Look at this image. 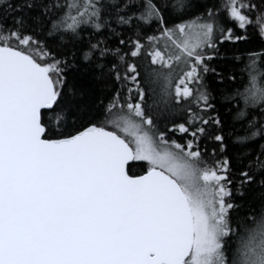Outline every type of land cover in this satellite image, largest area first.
Wrapping results in <instances>:
<instances>
[{"label": "snow or ice", "instance_id": "1", "mask_svg": "<svg viewBox=\"0 0 264 264\" xmlns=\"http://www.w3.org/2000/svg\"><path fill=\"white\" fill-rule=\"evenodd\" d=\"M234 28L264 0H0V264H264V51L208 79Z\"/></svg>", "mask_w": 264, "mask_h": 264}, {"label": "trees", "instance_id": "2", "mask_svg": "<svg viewBox=\"0 0 264 264\" xmlns=\"http://www.w3.org/2000/svg\"><path fill=\"white\" fill-rule=\"evenodd\" d=\"M127 27V26H125ZM234 31L238 35H247L248 39L246 41H238L235 43L225 42L220 47V51L225 54L224 59L214 58L212 61V66L216 68V71L223 74V82H220V78L215 74H210L208 79L216 91L213 95L220 100V92H226L228 89H234L240 86L242 82L247 80V72L244 70L245 65L248 64V53L249 52H261L264 51V40L257 34V30L254 28H249L247 33L239 28H234ZM86 35V34H85ZM131 35V33H128ZM235 56H239L240 60L234 59ZM264 66V65H262ZM235 76V80L230 79V77ZM84 87H87L85 83ZM129 87H134L129 84ZM217 108L220 109L222 115H226V109L220 108V103H217ZM208 152L211 153L212 148L216 147L215 143L212 141L205 142ZM228 151H232L231 142L228 145ZM133 171L141 172L139 168H133ZM241 202V201H237Z\"/></svg>", "mask_w": 264, "mask_h": 264}]
</instances>
